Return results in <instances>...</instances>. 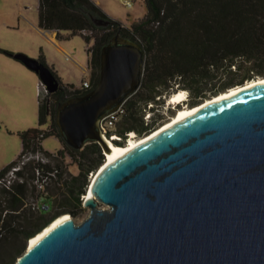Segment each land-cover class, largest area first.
I'll list each match as a JSON object with an SVG mask.
<instances>
[{"label": "water", "instance_id": "obj_1", "mask_svg": "<svg viewBox=\"0 0 264 264\" xmlns=\"http://www.w3.org/2000/svg\"><path fill=\"white\" fill-rule=\"evenodd\" d=\"M14 56L48 91L58 88L46 66ZM99 60L97 83L57 104L59 135L75 149L88 141L109 148L99 120L141 81L144 54L135 40L113 34ZM88 190L85 218L76 222L69 213L29 238L12 264H264V81L203 105L100 165Z\"/></svg>", "mask_w": 264, "mask_h": 264}, {"label": "trees", "instance_id": "obj_2", "mask_svg": "<svg viewBox=\"0 0 264 264\" xmlns=\"http://www.w3.org/2000/svg\"><path fill=\"white\" fill-rule=\"evenodd\" d=\"M144 1L146 13L127 27L110 17L95 0H38L40 28L55 31L61 40L74 35H80L86 42L94 38V44L87 48L91 85L82 89L63 82L42 55L36 58L50 70L58 88L51 92L38 88L37 122L41 125L50 119V124L46 129L32 126L17 131L20 151L0 169V264L16 260L15 253H22L27 240L58 214L67 211L75 216L81 208V195L86 191L89 172L104 159L101 146L96 141H88L75 149L63 142L60 150L49 152L42 148L41 141L49 135L61 139L54 120L57 104L86 93L97 83L100 48L113 34L135 40L144 54L139 87L126 102L124 123L118 131H143V105L157 101L155 96L174 84H182L196 98L206 96L203 82L212 79L213 72L220 69L224 72L242 70V74L238 79H224L209 87L213 95L264 76V0ZM98 19L107 24H98ZM83 30L90 33L83 35ZM39 81L42 83L40 78ZM68 156L78 164L79 173L65 179L67 165L64 160ZM10 171L12 175L7 178ZM51 171L54 176L46 181V190L49 180L59 183L63 179V187H57L56 193L59 209L54 212L49 210L57 199L48 193L43 196L49 204L48 209L37 206L42 192L35 182Z\"/></svg>", "mask_w": 264, "mask_h": 264}, {"label": "rangeland", "instance_id": "obj_3", "mask_svg": "<svg viewBox=\"0 0 264 264\" xmlns=\"http://www.w3.org/2000/svg\"><path fill=\"white\" fill-rule=\"evenodd\" d=\"M95 1L110 17L120 20L127 27H129L138 18L143 17L146 13L144 0ZM21 5L28 7L27 16L29 18L33 19L34 16L37 18L38 0H0V57H10V59L14 61L16 60L14 56L9 55L5 51L12 52L13 54L23 53L34 59L41 55L39 49L31 48L27 49L26 52L20 49L26 42H29L34 38H38L36 32L26 22H24V20H21L19 11V6ZM62 33L65 34L66 32L63 31ZM61 41L64 46L62 50H57L54 47L49 48V60L54 63L56 74L63 82H69L80 86L84 77L88 76L90 79V71L87 68L89 58L87 48L94 44V38H92L89 42H86L80 35H74L68 39H62ZM22 69L26 72L21 73L18 70L11 68L10 74L12 77H5L2 73H0V169L13 160L21 148V142L17 131L27 129L32 126L46 129L50 124V119L41 125L37 122V95L39 87L38 73L34 70L31 71L25 68ZM232 69L235 70L234 67H232ZM240 74H242V70H238L237 72H224V70L220 69L217 72H213V75L211 76L212 79H206L205 82H203L204 85H206L205 91H203V93H206V96L195 98L193 96V92L184 87L182 84H174L166 91H162V93L157 94L159 96V100H157V105L155 106L157 108L153 113H151L149 128H152L153 125L157 127L164 121L168 120L173 116L176 108L185 105L192 106L201 102L205 98L212 96L213 91L209 90V87L218 85L220 82L224 81V79H238ZM179 89L185 90V99L180 103H176L177 105L169 104L167 99L168 96L173 92L179 91ZM158 96H155V99H158L156 98ZM194 99L196 100L193 103L192 100ZM122 121L118 124L117 128L123 125L124 119ZM149 131L150 130L135 133L137 134V137H139ZM41 145L44 150L55 152L60 150L64 143L56 135H49L42 139ZM101 153L104 156V161L106 155L103 148H101ZM64 161L67 165L63 175L65 179H70L72 175H77L79 173L78 164L74 162L71 157H66ZM51 162L53 163L54 160L52 159ZM99 166L88 175L87 184H89L92 176H94ZM62 181L63 179L61 182L56 183L54 179L49 180L47 193L52 195V198L56 197L57 187H63ZM56 199L57 200L54 201V204H51V208L49 210L50 212H54L59 209L60 201L58 200V196ZM88 211L89 208L83 206L82 200L81 208L75 216L73 215L75 221L80 222L88 214ZM26 246L24 248H26ZM19 254L20 253H15L14 257ZM14 261L10 264L14 263Z\"/></svg>", "mask_w": 264, "mask_h": 264}, {"label": "bare ground", "instance_id": "obj_4", "mask_svg": "<svg viewBox=\"0 0 264 264\" xmlns=\"http://www.w3.org/2000/svg\"><path fill=\"white\" fill-rule=\"evenodd\" d=\"M262 81H264V76H257V77H254L252 79L245 81L244 83L234 85V86H232V87H230L224 91H220L219 93L214 94L208 98H205L201 102L194 104L192 106L191 105L190 106L185 105V106H181L179 108H176V111L174 112L173 116L170 117L168 120L164 121L163 123H161L160 125H158L154 129H152L151 131H149L148 133H146L140 137H134L133 138L134 134H132V137L125 144H118V143H115L114 141L106 139V142H107L109 148L107 150H105L106 158L102 162L101 165H103L104 163H108V162L112 161L113 159H115L116 157H118L119 155L124 153L127 149H129V148L137 145L138 143L144 141L147 137H150L151 135L159 132L161 129L167 127L168 125L177 121L178 119L186 116L187 114L191 113L192 111L199 109L203 105H205L211 101L221 99L230 93H234L236 91L245 89L247 87H250L252 85L260 83ZM185 96H186L185 90L179 89V91L173 92L168 96V98H167L168 103L169 104L180 103L182 100L185 99ZM92 178H93V176H92ZM90 195H92L90 190L86 191V193L83 195V199L87 196L89 197ZM68 217H70V215L67 212L57 216L56 218H54L51 221V223H48L44 229H42L36 235L30 237L29 243H33L36 239H38V237H40L45 231H47L54 224H56L57 222H59L60 220H62L64 218H68Z\"/></svg>", "mask_w": 264, "mask_h": 264}, {"label": "built area", "instance_id": "obj_5", "mask_svg": "<svg viewBox=\"0 0 264 264\" xmlns=\"http://www.w3.org/2000/svg\"><path fill=\"white\" fill-rule=\"evenodd\" d=\"M89 33L90 32H87L85 30L82 31L83 35H87ZM90 85H91L90 79L87 76V77H84L82 79L79 87L84 89V88L90 87ZM38 88H40V90L41 89L44 90L45 92L48 91L45 84L43 82L40 83V81H39V87ZM128 98H129V96L124 99V101L118 106V108H116L115 110L104 115L99 120L100 132H101L102 137L105 140L108 139V140L114 141L115 143H118V144H125L132 137V134H134L133 138L137 137V134L132 129L124 130V131H118V128H117L118 124L123 120V117L126 114V102H127ZM156 98H158L156 100H159V96ZM156 105H157V101H155V102L149 101L146 104V106L143 105V107L141 109V113H142V119H143L145 124L149 123V120L151 118V113H153L154 110L157 108V107H155ZM12 172L13 171H10L8 174H6V177L7 178L10 177V175H12ZM90 173H92V172H89V174ZM37 174H39V170H37ZM52 176H54V171L48 172L43 178H37L35 180L37 189L42 192V195L37 202V206L41 207L43 209H48V207H49V204L45 202L43 196L46 195V193H47L45 183ZM90 183H91V180H90L89 184H87L86 190H88ZM83 195L84 194L81 195L82 200H83Z\"/></svg>", "mask_w": 264, "mask_h": 264}, {"label": "crops", "instance_id": "obj_6", "mask_svg": "<svg viewBox=\"0 0 264 264\" xmlns=\"http://www.w3.org/2000/svg\"><path fill=\"white\" fill-rule=\"evenodd\" d=\"M37 7H38V5H37ZM19 11H20L21 20H24V22H26L36 32V34L38 36V38H34L31 41L26 42L25 45H23V47L21 46L22 48H20V49L25 51V52L27 51V49H31V48L32 49H39L41 55L43 56V58L46 62V64L49 67H52L54 69V71L56 72L55 67H54V63L51 60H49L48 51H49V48H51V47H54L57 50H62L64 48V46L62 44L61 39L57 38L55 31H49V30H45V29L40 28L38 26V16H37V18H35V16H34L33 19L29 18L27 16V13H28V7L27 6H22V5L19 6ZM0 63H1L0 73H2L5 77L11 76V74H10L11 68L14 70H18L21 73L26 72V71H23L22 68H25V69L31 70V71L33 70V69L29 68L23 61L17 60V59L14 61V60L10 59V57H4V58L0 57ZM78 65H80V64H78ZM87 68H88V62H87ZM77 87H79V86H77ZM16 101H17V99H16Z\"/></svg>", "mask_w": 264, "mask_h": 264}, {"label": "flooded vegetation", "instance_id": "obj_7", "mask_svg": "<svg viewBox=\"0 0 264 264\" xmlns=\"http://www.w3.org/2000/svg\"><path fill=\"white\" fill-rule=\"evenodd\" d=\"M143 124H144V126H145V129H144L143 131H141V132H146L147 130H150V131H151V129H153V128L155 127V125H153L152 128H149V124H150V123L145 124L144 121H143ZM132 130H134L136 133H141V132L138 131V130H135V129H132Z\"/></svg>", "mask_w": 264, "mask_h": 264}]
</instances>
